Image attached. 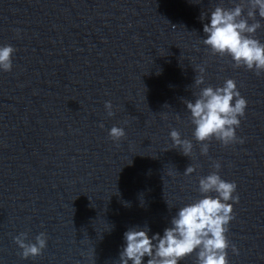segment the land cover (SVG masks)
<instances>
[{"label": "water", "instance_id": "95a60500", "mask_svg": "<svg viewBox=\"0 0 264 264\" xmlns=\"http://www.w3.org/2000/svg\"><path fill=\"white\" fill-rule=\"evenodd\" d=\"M238 3L0 0V46L16 50L12 71H0V264H119L124 233L147 226L150 238L162 236L180 208L203 198L199 179L216 161L239 198L229 264H264V73L234 68L202 43L211 11ZM228 79L247 101L236 130L244 143L213 140L202 156L184 101ZM113 126L126 133L118 144ZM172 129L192 141L191 157L172 148ZM41 232L42 255L22 259L14 237L34 243ZM181 264H196L195 253Z\"/></svg>", "mask_w": 264, "mask_h": 264}, {"label": "clouds", "instance_id": "9594fccd", "mask_svg": "<svg viewBox=\"0 0 264 264\" xmlns=\"http://www.w3.org/2000/svg\"><path fill=\"white\" fill-rule=\"evenodd\" d=\"M257 13L264 20V0H240L233 8L216 6L211 11L210 23L203 25L206 38L202 43L212 56L230 57L234 68L243 67L260 76L264 73V43L255 38L257 30L262 27ZM204 19L202 14L201 20ZM249 21L253 22L249 24ZM15 51L12 46H0V71H12ZM195 71L199 74L194 85L200 88L205 83V68L201 66ZM194 95L197 96L194 103H184L194 126L192 135L201 144L202 156L208 155L213 140L224 147L244 143L243 139L237 138L236 130L245 116L247 101L240 95L234 80H226L222 87H204ZM104 107L107 115L112 117V103L108 101ZM100 127L103 128V124ZM125 136L122 127L113 126L109 132L113 143L118 144ZM170 139L172 148L179 149L182 155H193L192 141L182 139L178 130L170 131ZM212 166L215 170L199 179L198 190L203 198L180 208L162 236L157 233L150 238L147 226L143 230L133 227L124 233L126 246L120 252L119 264H144L145 257H148L147 264H181L194 253L196 264H229L230 245L226 234L235 218L233 204L239 202L238 196L234 195L237 185L223 180L218 174L220 162H213ZM195 171L196 167L190 165L184 175L190 176ZM26 240L27 233L14 237V243L22 250V259L40 256L47 247L44 232L35 237L34 243H26ZM231 251L239 255L235 246H231Z\"/></svg>", "mask_w": 264, "mask_h": 264}]
</instances>
